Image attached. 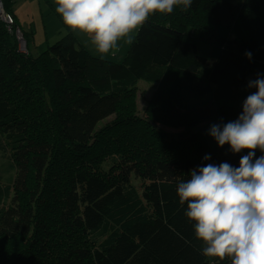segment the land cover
<instances>
[{
    "label": "trees",
    "instance_id": "trees-1",
    "mask_svg": "<svg viewBox=\"0 0 264 264\" xmlns=\"http://www.w3.org/2000/svg\"><path fill=\"white\" fill-rule=\"evenodd\" d=\"M23 35L27 52L0 19V264H231L201 255L176 188L247 154L208 129L235 120L264 75V0L150 14L121 60L71 31L36 54ZM140 81L153 86L143 112Z\"/></svg>",
    "mask_w": 264,
    "mask_h": 264
},
{
    "label": "clouds",
    "instance_id": "clouds-1",
    "mask_svg": "<svg viewBox=\"0 0 264 264\" xmlns=\"http://www.w3.org/2000/svg\"><path fill=\"white\" fill-rule=\"evenodd\" d=\"M193 2L55 0L64 24L88 34L102 60L118 47L121 38L132 44L134 32L150 14H170L174 8L187 10ZM26 46L25 39V52ZM245 55L251 60V52ZM247 87L256 91L245 98L238 117L208 129L219 147L227 144L234 154L248 150L241 156L239 167L222 162L190 169L189 179L178 183L176 194L179 204L187 205V219L195 222V237L202 241L201 255L219 261L228 258L231 264H264V75L258 73ZM257 151L262 155L257 157ZM203 159L209 160L210 154Z\"/></svg>",
    "mask_w": 264,
    "mask_h": 264
},
{
    "label": "rangeland",
    "instance_id": "rangeland-1",
    "mask_svg": "<svg viewBox=\"0 0 264 264\" xmlns=\"http://www.w3.org/2000/svg\"><path fill=\"white\" fill-rule=\"evenodd\" d=\"M25 1H28V0H25ZM23 2L24 1L17 0L11 4V7H12V10L16 11L18 15L20 16L23 29L33 32L34 34H37L36 41L43 42L44 40H46V37H44V34H43L44 32H46V34H49V37L52 36V39H57V38L59 39L61 36L65 34V32H67V30H65L64 28L66 25L64 24L61 15L56 12L55 7L51 6L50 3L47 2V0H42L43 4H42L41 10L39 9L40 8L39 0H33L29 5L21 6ZM77 32L80 33L78 30ZM79 38L85 40V37L83 36H79ZM87 40L90 41V37L87 38ZM32 46L33 45L30 44L29 42V46H28L29 50L32 53H34L33 52L34 47ZM40 49L41 50L44 49V46ZM197 50L199 54L206 56V57H212L213 55V53L211 52L212 50L211 45H209L206 42L197 41ZM110 53L112 54L107 55V56H112V57L117 56V59L119 60L123 58V55H122L123 52L122 53L118 52V47L115 50H110ZM93 55L97 56L98 54L93 53ZM139 87H140V90H138L139 93L137 97L136 106H138V110H140L139 112H143L144 111L143 108L145 106L144 103H146L147 99L151 96L153 86L150 84H147L146 82L140 81ZM145 89H146L145 93H141V91ZM164 128L167 131H169L168 128L166 127ZM181 130L182 129L180 128L179 131ZM155 136L157 138L162 137V135L158 134L156 130H155Z\"/></svg>",
    "mask_w": 264,
    "mask_h": 264
},
{
    "label": "crops",
    "instance_id": "crops-1",
    "mask_svg": "<svg viewBox=\"0 0 264 264\" xmlns=\"http://www.w3.org/2000/svg\"><path fill=\"white\" fill-rule=\"evenodd\" d=\"M21 1H24L21 4V6H24V5H29L33 0H28V1L21 0ZM47 2L50 3V5L55 7V9H56L55 0H47ZM42 4H43L42 0H39V7H40L39 9L40 10L42 8ZM21 6H20V8H21ZM15 13H16V16L18 18L17 19V21H18L17 23L22 27L21 18H20V16L18 15V13L16 11H15ZM64 28H65V30H67V32L71 31L72 33H74V35L77 37V42L80 45H83L84 47H86L90 53H92V54L96 53V51L94 50V46L90 45L92 43H89V42H91V39H90V41L87 40V38H89L88 34L78 33L77 30H72V29L68 28V26H65ZM22 30L27 32V34H29L30 44H32L33 45L32 47H34V51H33L34 54L40 52V50H41L40 48H42L43 46H44V49H45L47 47V45H50V44L54 43L55 41L59 40L62 37L61 36L59 39L58 38L57 39H52V36L49 37V34H46V32H44L43 34H44V37H46V40H44L43 42H38V41H36V35L37 34H34L33 32H30V31H27V30H24L23 27H22ZM135 33L136 32H134V36H135ZM65 34H66V32H65ZM79 36L85 37V40L84 39H80ZM117 43H118V52H120V53L124 52L129 47V44L124 42V38H121V40H119ZM110 54H112V53H110Z\"/></svg>",
    "mask_w": 264,
    "mask_h": 264
},
{
    "label": "built area",
    "instance_id": "built-area-1",
    "mask_svg": "<svg viewBox=\"0 0 264 264\" xmlns=\"http://www.w3.org/2000/svg\"><path fill=\"white\" fill-rule=\"evenodd\" d=\"M13 1H17V0H13ZM6 7H5V3L4 0H0V19L3 21V23L6 24L8 30L10 32H14L16 35V37L18 38L19 44H20V48L23 51H26L25 46V39L23 38L21 29L18 25H16V20L14 15L11 12L6 11Z\"/></svg>",
    "mask_w": 264,
    "mask_h": 264
}]
</instances>
